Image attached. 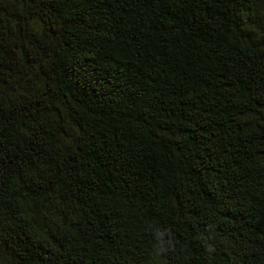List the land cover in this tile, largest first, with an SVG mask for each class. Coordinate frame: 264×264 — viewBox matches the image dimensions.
<instances>
[{
  "label": "trees",
  "instance_id": "1",
  "mask_svg": "<svg viewBox=\"0 0 264 264\" xmlns=\"http://www.w3.org/2000/svg\"><path fill=\"white\" fill-rule=\"evenodd\" d=\"M0 264H264V0H0Z\"/></svg>",
  "mask_w": 264,
  "mask_h": 264
}]
</instances>
